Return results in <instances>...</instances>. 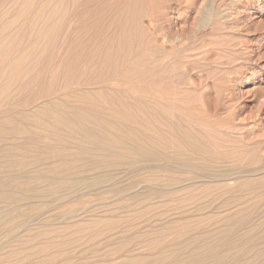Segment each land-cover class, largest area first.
I'll return each mask as SVG.
<instances>
[{
	"label": "rangeland",
	"instance_id": "1",
	"mask_svg": "<svg viewBox=\"0 0 264 264\" xmlns=\"http://www.w3.org/2000/svg\"><path fill=\"white\" fill-rule=\"evenodd\" d=\"M0 264H264V0H0Z\"/></svg>",
	"mask_w": 264,
	"mask_h": 264
},
{
	"label": "bare ground",
	"instance_id": "2",
	"mask_svg": "<svg viewBox=\"0 0 264 264\" xmlns=\"http://www.w3.org/2000/svg\"><path fill=\"white\" fill-rule=\"evenodd\" d=\"M125 149H126V153L130 152L132 154L130 156L131 157L135 156L137 159L138 158L157 159L158 156H161L160 153L158 152L157 148H155L153 146L149 147L146 144V140H143L140 145H137L136 149H135V147L133 148L131 144H129L127 147H125ZM156 150H157V152H156ZM105 158H106V156L104 157V159ZM113 160H115V159H113ZM109 161H112V160H109Z\"/></svg>",
	"mask_w": 264,
	"mask_h": 264
}]
</instances>
